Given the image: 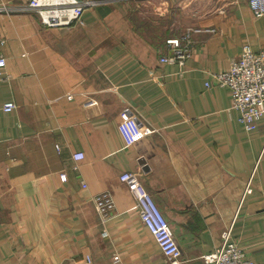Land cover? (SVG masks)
<instances>
[{
  "label": "crops",
  "instance_id": "crops-1",
  "mask_svg": "<svg viewBox=\"0 0 264 264\" xmlns=\"http://www.w3.org/2000/svg\"><path fill=\"white\" fill-rule=\"evenodd\" d=\"M28 1L0 0V264H171L123 171L164 213L178 264H210L203 256L228 228L264 264V115L244 130L229 88L205 85L244 46L264 48V13L248 0H196L164 34L201 29L179 66L159 62L164 37L133 23L139 0H93L83 23L64 27L43 25ZM131 118L143 134L126 142L119 125ZM102 191L115 202L107 218L93 201Z\"/></svg>",
  "mask_w": 264,
  "mask_h": 264
},
{
  "label": "built area",
  "instance_id": "built-area-1",
  "mask_svg": "<svg viewBox=\"0 0 264 264\" xmlns=\"http://www.w3.org/2000/svg\"><path fill=\"white\" fill-rule=\"evenodd\" d=\"M92 1L79 0H29L27 7L39 17L40 22L49 27L70 26L83 23V14ZM248 5L255 15L264 13V0H248ZM195 41L189 30L179 36L165 38L160 49L159 62L175 63L183 66L191 56ZM6 59L0 54V79L6 78L4 66ZM206 86L214 83L229 88L232 107L239 112L238 120L244 130H250L256 120L264 115V48L253 52L248 46L241 55L231 61L230 66L219 72H210ZM14 107L12 101L4 102L2 109L9 111ZM126 142L137 140L143 130L133 118L123 119L119 125ZM75 159L83 157L82 152L73 153ZM65 177L64 174H62ZM119 179L124 182L134 197L137 213L142 223L153 234L162 254L171 264L180 262L181 251L173 236L164 213L154 200L152 194L140 181L136 172L123 171ZM246 191H250L247 186ZM95 207L103 218H107L114 209L115 202L108 191L93 196ZM221 243L203 258L210 264H256L245 248L232 239L230 229L221 233Z\"/></svg>",
  "mask_w": 264,
  "mask_h": 264
},
{
  "label": "rangeland",
  "instance_id": "rangeland-1",
  "mask_svg": "<svg viewBox=\"0 0 264 264\" xmlns=\"http://www.w3.org/2000/svg\"><path fill=\"white\" fill-rule=\"evenodd\" d=\"M79 1H82V0H79ZM86 1L93 2V4H88L87 8L94 5L93 0H86ZM205 2L209 4L211 3L210 0H205ZM195 3H196V0H186L185 1L186 6L184 8L173 5L172 7H167L166 9H164V6H163V3H161V0H139L136 4L133 5L134 8L131 12V19L139 30L143 31L146 35L152 37L156 41H158V39H160L161 37H164V40H165V38H168L171 36H179L183 32H186L187 30H189V32L191 33V37L193 38L194 32H196L197 30H201V29L188 26V27H185L178 34H171L170 36H166V37L164 34L165 32L166 33L170 32L171 25L174 24L173 26L175 28L176 26L179 27V26L184 25L185 22H188L191 19V17L194 14H196ZM194 47H195V44H194ZM194 47H193V50H194ZM252 51L257 52L259 50L257 51L252 50ZM241 52H240V55H241Z\"/></svg>",
  "mask_w": 264,
  "mask_h": 264
}]
</instances>
